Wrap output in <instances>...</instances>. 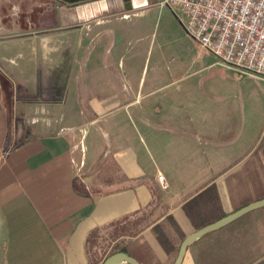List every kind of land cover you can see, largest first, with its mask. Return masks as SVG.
<instances>
[{"label":"crops","instance_id":"crops-1","mask_svg":"<svg viewBox=\"0 0 264 264\" xmlns=\"http://www.w3.org/2000/svg\"><path fill=\"white\" fill-rule=\"evenodd\" d=\"M159 1L0 0V264H92L94 231L141 220L149 221L143 234L158 227L168 239L151 248L167 255L160 264H171L196 231L187 229L198 207L212 204L227 216L247 206L233 200L227 177L264 140V115L256 121L235 95L226 100L228 86L215 88L205 73L220 63L193 39L177 56L193 71L155 73L173 78L162 88L143 84L129 100L86 95L83 71L93 59L83 43ZM63 29L69 36L61 37ZM184 82V91L169 90ZM262 214L196 239L183 264H252L245 260Z\"/></svg>","mask_w":264,"mask_h":264},{"label":"rangeland","instance_id":"rangeland-1","mask_svg":"<svg viewBox=\"0 0 264 264\" xmlns=\"http://www.w3.org/2000/svg\"><path fill=\"white\" fill-rule=\"evenodd\" d=\"M165 8L167 9L156 7L142 14H134L128 20L119 21L120 27L111 30L105 37L94 41L93 45L87 41L83 43L85 47L83 48L87 51L86 54L91 57L90 59H93L91 66L83 71L86 77L84 80L88 82L85 88L87 96H97L101 92L108 95L118 92L122 100H129L135 96L139 87L144 88L143 84L146 86L145 89L148 87L158 89L173 80L170 77L154 78L157 72L165 71L166 74L170 71L185 73L187 70L191 71L193 69L184 64L180 65L183 60L178 59L177 56L184 53L187 39H193L198 46L199 43L186 30L182 14L175 13L169 7ZM55 21V18H51L49 23ZM63 31L65 34H61V37L69 36L71 32L70 29H63ZM62 54L63 52L60 53V55ZM76 56L80 58L78 52H76ZM94 60L96 61L94 62ZM211 61H213V57H208L205 64L211 63ZM232 68L234 67L230 69V67L215 64L206 69L205 73L209 74V77L212 76L211 82L215 88H219L220 82L228 86L227 91L230 95L226 96L227 101L231 102L232 96L235 95L237 104L239 106L245 105L243 107L248 110L246 115L262 122L261 115H264V82L250 76V73L248 75L244 71L239 72L240 69L234 68L237 70L235 71ZM90 76L92 77L89 78ZM78 85L79 81L77 82ZM185 86L184 82L180 86L169 90L179 88L184 91ZM192 90H195V93H197L196 90H199V94H201L200 86L197 87L196 83L193 85ZM160 94L161 92L157 94L158 100ZM205 98L207 99L206 95ZM256 105H260L261 110H255ZM250 107H253V110H249L252 109ZM236 119H242L240 112L237 114ZM86 128L84 127V129ZM96 129L97 127L92 128L93 131H96ZM90 135L88 143L92 139V133ZM88 143H86L87 146ZM254 146V150L257 149L253 152L252 157H248L246 161H237L236 166H232L228 172L229 174L227 173L231 195L234 198L233 200L239 204L248 205L264 199V140L261 142L254 141ZM83 152L85 155V152L88 151L83 149ZM90 154L88 152V160H90ZM203 199L206 202L209 201ZM255 211H261L263 216L259 219L257 236L250 237L251 241H249L253 243L251 244L252 250L245 262L251 261L252 264H264V207ZM223 215L226 214L209 204L201 209L199 214L198 212L194 213L187 230H198L199 227H203L210 222L213 223ZM148 224V220L136 221L133 224L128 223L130 226L129 231L139 232L138 236L132 239L127 238L128 235L116 239L117 235L115 237L113 235L114 232H118L116 228L98 229L91 236V241L88 242V253L92 264H103L110 255L121 252V250L132 253L142 264H160L165 260L163 257L167 255L154 252L151 248V242L156 240L159 244L166 245L168 239L161 235L158 227H154L151 231L143 234L148 230V227H146ZM108 230L110 231L106 233ZM176 254L177 249L174 257Z\"/></svg>","mask_w":264,"mask_h":264},{"label":"built area","instance_id":"built-area-1","mask_svg":"<svg viewBox=\"0 0 264 264\" xmlns=\"http://www.w3.org/2000/svg\"><path fill=\"white\" fill-rule=\"evenodd\" d=\"M218 62L264 79V0H160Z\"/></svg>","mask_w":264,"mask_h":264},{"label":"water","instance_id":"water-1","mask_svg":"<svg viewBox=\"0 0 264 264\" xmlns=\"http://www.w3.org/2000/svg\"><path fill=\"white\" fill-rule=\"evenodd\" d=\"M63 1L66 3L72 4V3H78L81 1H85V0H63ZM127 6L129 7L130 4L127 3ZM263 207H264V199L253 202V203L248 204L247 206L242 207V208L238 209L237 211L225 216L224 218L191 233L190 235L185 237L184 240L182 241V243L180 245V249H179L177 259H176L174 264H183L189 245L193 241H195L196 239H198V238H200V237H202V236H204L210 232H213V231H216L220 228H223L224 226H227L228 224L238 220L239 218L243 217L244 215H246L252 211H255L257 209L263 208ZM126 263H128V264H142L136 258H134V257H132V256H130L124 252L114 253V254L110 255L103 262V264H126Z\"/></svg>","mask_w":264,"mask_h":264},{"label":"trees","instance_id":"trees-1","mask_svg":"<svg viewBox=\"0 0 264 264\" xmlns=\"http://www.w3.org/2000/svg\"><path fill=\"white\" fill-rule=\"evenodd\" d=\"M210 190H212V191H214L215 192V194H216V188H215V186H212V187H210L209 188ZM203 194H201L200 196H198L197 198H196V200L197 199H199L201 196H202ZM205 196V195H204ZM196 209V208H195ZM201 208L200 207H198V209H197V211L196 212H198V214L201 212V210H200ZM226 215H223V216H221L219 219H217V221L218 220H220V219H222V218H224ZM191 217H193V215H191L190 216V218ZM171 219H173L172 217H170ZM174 220V219H173ZM216 222V221H215ZM173 224H174V226H175V228L178 230V232H180L181 234H182V229H181V226H180V223L179 222H177L176 220H174L173 222H172ZM214 223V222H213ZM120 224H122L121 222H118V224H117V227H116V229L118 230V232H114L113 233V235H114V237H115V235H117L116 236V239H118V238H120V237H122V236H135L136 235V232H133V231H129V225H128V223H125L124 225H120ZM209 224H212L211 222L210 223H207L205 226H207V225H209ZM205 226H203V227H205ZM202 226L201 227H199L200 229L201 228H203ZM97 231V230H96ZM96 231H94L91 235H90V237L91 236H93L95 233H96ZM182 236L184 237V235L182 234ZM179 249H180V247H178L177 248V254H176V256L174 257V261L171 263V264H174L175 263V261H176V259H177V256H178V253H179ZM121 252H124V253H126V254H128V255H130V256H132V257H134V258H136V256L135 255H133L132 253H130V252H128L127 250H121ZM137 259V258H136ZM138 260V259H137ZM140 262V261H139ZM126 264H128V263H126Z\"/></svg>","mask_w":264,"mask_h":264}]
</instances>
